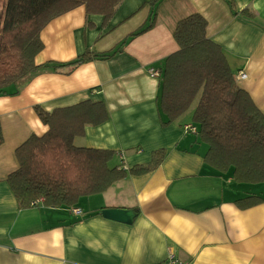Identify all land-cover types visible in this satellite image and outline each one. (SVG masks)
Instances as JSON below:
<instances>
[{
    "label": "crops",
    "instance_id": "crops-1",
    "mask_svg": "<svg viewBox=\"0 0 264 264\" xmlns=\"http://www.w3.org/2000/svg\"><path fill=\"white\" fill-rule=\"evenodd\" d=\"M146 0H124L107 26L84 6L54 19L42 32L47 62L74 61L87 49L111 50L147 25ZM163 0L157 25L132 39L114 57L94 60L72 72L40 68L16 95H0L5 136L0 146V264H163L174 254L185 264H264V183L239 184L233 171L220 173L205 161L208 145L193 123L197 101L177 121L163 126L159 111L163 61L178 46L180 21L202 15L208 37L224 50L239 87L264 115V0ZM247 12L246 15L241 14ZM87 23H91L89 26ZM247 78L239 80V72ZM102 102L108 120L87 126L79 147L117 152L114 165L129 170L149 164V173L129 174L107 191L82 198L77 207L20 209L7 178L19 167L16 150L48 131L35 107L46 112ZM193 127L194 130H188ZM263 201L240 208L250 196ZM107 209L132 210L131 224L107 219ZM79 210L80 213L75 212Z\"/></svg>",
    "mask_w": 264,
    "mask_h": 264
},
{
    "label": "trees",
    "instance_id": "trees-1",
    "mask_svg": "<svg viewBox=\"0 0 264 264\" xmlns=\"http://www.w3.org/2000/svg\"><path fill=\"white\" fill-rule=\"evenodd\" d=\"M161 1L146 0L144 6H150L151 14L147 25L111 50L95 53L87 49L74 61L38 66L36 57L45 48L41 34L54 19L84 6L87 17L100 15L107 26L124 0H0V95H16L19 86L40 68L70 73L94 60L114 57L132 39L157 25L156 9ZM226 1L237 14L234 0ZM207 28L200 14L183 19L176 28L178 49L163 61L159 76L162 124L177 121L197 101L193 127L208 145L206 163L220 173L232 170L239 184L264 183V115L238 86L224 50L208 37ZM35 111L48 131L31 136L17 148L19 167L7 178L20 209L77 207L82 198L107 191L129 174L154 171L165 159L161 150L149 164L126 170L114 165L115 151L77 146L75 139L85 136L87 126L108 120L102 102L84 101L51 113L36 106ZM4 141L0 120V146ZM262 201L253 195L238 204L246 209Z\"/></svg>",
    "mask_w": 264,
    "mask_h": 264
},
{
    "label": "water",
    "instance_id": "water-1",
    "mask_svg": "<svg viewBox=\"0 0 264 264\" xmlns=\"http://www.w3.org/2000/svg\"><path fill=\"white\" fill-rule=\"evenodd\" d=\"M102 214L107 219L126 224H131L135 219V213L132 210L107 209Z\"/></svg>",
    "mask_w": 264,
    "mask_h": 264
},
{
    "label": "built area",
    "instance_id": "built-area-1",
    "mask_svg": "<svg viewBox=\"0 0 264 264\" xmlns=\"http://www.w3.org/2000/svg\"><path fill=\"white\" fill-rule=\"evenodd\" d=\"M150 74H151L153 77H158V76H160V71L155 70V69H152V70H150ZM237 77H238L239 80H245V79L247 78V74H246L245 72L241 71V72H239V74H238ZM187 129H188V130H194L193 127H187ZM75 212L80 213L79 210H75ZM163 264H185V263H182V262L178 261V260L176 259L175 255H174V254H171V255H170V256H169V257L163 262Z\"/></svg>",
    "mask_w": 264,
    "mask_h": 264
},
{
    "label": "rangeland",
    "instance_id": "rangeland-1",
    "mask_svg": "<svg viewBox=\"0 0 264 264\" xmlns=\"http://www.w3.org/2000/svg\"><path fill=\"white\" fill-rule=\"evenodd\" d=\"M191 109V108H190ZM117 162V160H115Z\"/></svg>",
    "mask_w": 264,
    "mask_h": 264
}]
</instances>
